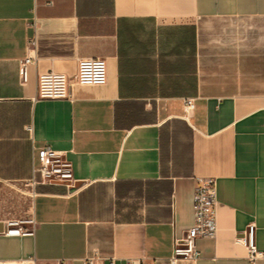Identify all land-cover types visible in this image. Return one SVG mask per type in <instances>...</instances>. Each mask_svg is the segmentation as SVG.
Returning a JSON list of instances; mask_svg holds the SVG:
<instances>
[{"label":"crops","instance_id":"1","mask_svg":"<svg viewBox=\"0 0 264 264\" xmlns=\"http://www.w3.org/2000/svg\"><path fill=\"white\" fill-rule=\"evenodd\" d=\"M82 58L105 60L104 84L75 80ZM50 70L67 98L35 99ZM45 145L71 188L31 186ZM202 176L216 236L177 264H245L248 224L264 251V0H0V260L169 264ZM30 216L32 234L3 233Z\"/></svg>","mask_w":264,"mask_h":264},{"label":"built area","instance_id":"2","mask_svg":"<svg viewBox=\"0 0 264 264\" xmlns=\"http://www.w3.org/2000/svg\"><path fill=\"white\" fill-rule=\"evenodd\" d=\"M34 60L26 56L20 61L19 73L24 81L27 76V65ZM106 63L102 58H82L78 61L75 80L80 84L102 85L106 82ZM69 93V79L61 72L46 71L38 76L37 93L35 99H64ZM194 108L191 98L184 100V113L190 114ZM31 186L39 183H62L71 188L73 178L71 163L64 155L52 149L49 145L43 146L39 151V166L33 168ZM38 174L39 179H35ZM193 219L194 223L181 238H174L172 255L169 264H177L180 260H195L198 258L196 241L199 238L214 239L217 232V184L212 176L197 177L193 190ZM35 221L33 216L25 219H9L5 221V235L32 234ZM255 224L250 223L236 241L246 250V263L256 264L264 259V251L259 250L255 241ZM96 256L88 257L84 264H94ZM0 264H29V260H0ZM56 264H66L58 260ZM130 264V263H129Z\"/></svg>","mask_w":264,"mask_h":264},{"label":"rangeland","instance_id":"3","mask_svg":"<svg viewBox=\"0 0 264 264\" xmlns=\"http://www.w3.org/2000/svg\"><path fill=\"white\" fill-rule=\"evenodd\" d=\"M25 219V218H24Z\"/></svg>","mask_w":264,"mask_h":264}]
</instances>
